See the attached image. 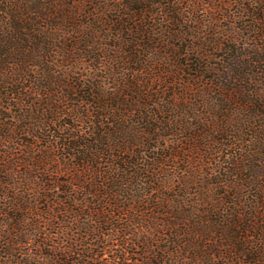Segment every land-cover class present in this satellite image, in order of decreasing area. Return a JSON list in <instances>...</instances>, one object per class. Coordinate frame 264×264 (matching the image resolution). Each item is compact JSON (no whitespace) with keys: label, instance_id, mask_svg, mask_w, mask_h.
<instances>
[{"label":"rangeland","instance_id":"374dc122","mask_svg":"<svg viewBox=\"0 0 264 264\" xmlns=\"http://www.w3.org/2000/svg\"><path fill=\"white\" fill-rule=\"evenodd\" d=\"M88 1L74 0V5L87 12H94V7ZM250 1L149 0L150 12L146 13L148 20L138 21L146 32L144 34L154 38L151 41L148 38L138 41V45L146 44L151 47L152 42L155 45L149 51L142 47L136 48V51L141 58H146L147 53L149 58L152 55L150 53L156 52L152 56L153 61H156L158 53L164 55L167 52L172 54L167 60L168 63L175 65L179 60L177 54H187L190 60L195 58L205 65L217 68L220 64L219 58L223 55L219 41H224L221 33L214 36L213 31L220 30L225 34L232 32L231 39L238 37L241 34L239 30L246 25L244 22L251 20L239 17L240 4ZM121 12L122 18L136 27L134 21L125 15L128 10ZM174 17L179 18L178 28L173 22ZM81 21L86 22L84 19ZM110 24L112 23L108 21L109 27ZM168 32L179 37L173 41L172 35L170 40ZM243 32L256 36L264 31L259 30L258 34H251L247 30ZM132 38L134 37H129ZM207 40L214 44L204 46L203 43ZM107 42L119 41L108 39ZM241 42L242 40L239 43ZM258 43L262 45L264 40L261 39ZM192 47L195 50L203 48L200 50L204 53L201 59L193 52ZM75 56L80 59L83 53L78 49ZM120 56L122 57V53ZM62 64L63 69H54L71 75L67 88L70 91L74 87L78 88L81 82L87 86L94 83L99 86L95 91L105 94L116 93L120 87L111 76L106 78L112 70L109 64L105 63L102 68L96 65L99 69L91 62L81 63L75 68L69 62ZM121 66L135 70L138 68L136 64L122 65V62L119 67L116 66L113 73H121V82L122 72H125ZM167 68L166 63L160 62L155 68H147L136 75L137 79L145 81L140 86L144 93L143 103L157 102L158 98H167L175 91L180 99L174 101V104H183L187 108L184 113L173 111L167 114L171 119V128L160 133L170 135L167 141L161 142L166 146L182 140L187 133L199 134L197 129H186L187 124H197L198 117L205 118L211 114L209 104L219 102L222 94L214 84L213 88L209 87L210 82L204 74L196 83L191 76L185 74H181L179 80L173 82L172 75L162 74L159 77L160 72ZM37 72L41 74L40 80L23 82L24 91L32 98H35V91L30 90L29 85L40 91L43 84L41 79L45 71ZM91 76H97V81H90ZM55 88H59L57 83ZM78 90V93H72V97L64 102L52 105L60 108V114H55L53 121L29 119L20 122L14 119L16 109L9 111L5 108L8 103L15 106L16 100L6 101L3 108H0V111L6 112V123L12 127L9 132L14 138L0 147V152L10 155L0 158L1 166H6L0 169H8L7 177L0 178V264H264V238L258 236L264 235V217L262 220L252 219L254 221L251 220L248 225L244 221L247 211L256 214L264 211L257 208L259 191L244 188L242 192H237V188L211 189L209 186L211 182L218 180L216 166L228 160L231 151L241 152L238 143L232 150H212L209 153L193 155L195 159L166 160L161 173H146V177L139 179L128 199V194L122 188L108 191L106 186L110 188L115 181L102 183L104 179L96 173V164L91 165L90 170L86 165L74 164L71 150L64 146V138L74 131L73 127L83 132L92 131L87 130L91 119L84 117L81 121L78 117L80 114L88 116L85 112L89 108L81 102L84 95ZM43 92L44 89L41 90L42 94ZM181 93H184L187 101ZM48 99L37 96L34 100L38 109H44V104L49 103ZM35 106L32 108L29 104H24L22 107L24 110L34 111L32 113L37 116L39 110ZM93 108L95 105L90 110ZM45 114L46 118L53 117L51 113ZM25 124L29 125L22 128ZM175 130L182 131L175 133ZM1 131L3 130L0 129V134ZM243 131L245 133L239 141L242 145L251 138L248 136L250 131L254 133L264 130ZM180 147L183 145L180 144ZM177 148V145H172L164 153L180 155L182 151ZM184 148L189 150L187 145ZM113 161L112 157H106L101 160L98 168L108 172V165ZM118 173L122 177V172ZM235 179L231 178L233 181ZM120 182L122 183V179L117 181ZM238 195L239 199L236 198ZM227 202H231V206ZM250 204L255 208L248 207ZM13 205L17 209H12ZM183 211L186 214L192 212L190 222L180 221L185 217L181 214ZM205 230L210 232L204 233ZM231 233L235 236L232 242L222 239L221 235L227 236ZM228 244L241 245L250 254L242 255L239 249L228 247ZM252 256L260 257L257 260Z\"/></svg>","mask_w":264,"mask_h":264},{"label":"trees","instance_id":"16d2710c","mask_svg":"<svg viewBox=\"0 0 264 264\" xmlns=\"http://www.w3.org/2000/svg\"><path fill=\"white\" fill-rule=\"evenodd\" d=\"M88 3L94 7V12L75 7L74 0H0V108H3V103L6 101L16 100L15 106L8 103V107L5 108L9 111L16 109L14 119L53 121L55 114H60V108L52 105L64 102L72 97V93H78L80 89V93L84 95L81 102L89 108L85 112L88 116L80 114L81 116L78 117L81 121L85 119L84 117H89L91 121L87 130L92 131L83 132L73 127L75 132L72 130V133L66 135L64 146L71 150L74 164L86 165L88 170L91 165L96 164V173L102 175L104 179L102 183L115 181L110 188L106 186L108 191L122 188V191L128 194L126 196L128 199L139 179L146 177V173L152 175L155 172L161 173L166 160L195 159L193 155L209 153L212 150L217 152L232 150L238 143L241 152L231 151V155L228 154L230 158L216 166L215 173L218 180L211 182L209 186L211 189L237 188V192H242L244 188L259 191L257 208L264 210V131L254 133L250 131L248 136L251 138L244 145L239 143L240 137L245 133L243 130H264V44L258 43L261 39L264 40V32L258 34L259 30L264 31V0H251L247 4H240L239 17L251 20L244 22L246 25L239 30L241 34L238 37L231 39L230 35L233 33L230 31L229 35L220 30L213 31L214 36L221 33L220 36L224 41H219L223 55L219 58L220 64L217 68L205 65L195 58L190 60L187 54H177L179 60L176 65L168 63L167 60L172 54L167 52L164 55L158 53L156 61H153L152 57L156 52L150 53L152 55L149 58L146 52V58H141L136 48L142 47L145 51H149L155 45L154 42L151 43V47L146 44L138 45V41H143L145 38L151 41L154 38L144 34L146 32L138 21V19L143 22L148 20L146 13L150 12L149 0H89ZM124 9L128 10L125 15L134 21L136 27L122 18L121 11ZM81 19L86 22H82ZM177 19L179 18H173L176 28L179 27ZM108 21L112 23L111 28L108 26ZM244 30L258 35H246ZM168 33L169 39L173 35V41L179 37L177 34ZM130 36L134 38L129 39ZM108 39L119 42L108 43ZM241 40L242 42L239 43ZM210 42L211 40H207L203 44L204 46L214 44ZM78 49L83 53L80 59L75 58ZM191 49L198 54L197 57L200 56V59L201 55H204L200 52L203 48ZM62 62H69L72 68L85 62L94 63L96 68V65L102 68L105 63L109 64L112 66L110 70L112 73L108 72L106 78L109 79L111 76V79L122 89L118 87L117 92L112 94L98 93L95 88L99 86L94 83L87 86L86 83L81 82L72 92L67 89L71 75L64 74L63 70L54 69V67L63 69ZM121 62L122 65L136 64L138 67L135 70L132 67L121 66L120 68L125 71L122 72V82L119 81L121 73H113ZM160 62L166 63L168 68L161 71L159 77L162 74L172 75L173 82L179 80L181 74H185L191 76L196 83L204 74L210 82L209 87L213 88L214 84L222 92L219 102L209 104L210 116L198 117L197 124H187L186 129L188 127L197 129L199 134L187 133L185 130L187 136L167 146L162 145L161 142L167 141L170 135L160 134L171 128V119L167 114L173 111L184 113L187 108L183 104H174V101L180 99L175 91H172L173 93L167 98H158L157 102L143 103L144 93L140 86L145 81L136 78V75L143 73L147 68H155ZM38 70L45 71L41 79L42 88L40 87V91L34 90L29 85V89L35 91V98L37 96L49 98V103L44 104V109H38L35 98L24 91V81L40 80L41 74L37 72ZM127 72L129 74H126ZM90 78L92 82L97 81V76ZM56 83L59 88H55ZM42 89H44L43 94ZM180 95L187 101L184 93ZM24 104H29L32 108L36 105L39 115L35 116L32 113L34 111L24 110L22 107ZM93 105L95 108L90 110ZM45 112L51 113L53 117H44ZM5 113L0 111V129L3 130L0 134V147L7 140H14L13 136H10L9 130H12V127L7 126ZM27 125L29 124L21 127L25 128ZM181 131L175 130V133ZM180 144L183 147H180ZM172 145H177V149L180 148L182 151L180 155L164 153V150H169ZM186 145L189 150L184 148ZM3 156L10 157L8 153L0 152V158ZM106 157H112L114 160L108 165L110 169L108 172L98 168L101 160ZM0 167L6 168L1 164ZM33 167L37 168L35 165ZM7 172L8 169H0V178H6ZM118 172H122V177ZM232 177L236 178L235 181L231 180ZM119 179H122L121 184L117 183ZM156 179L160 181L158 177ZM102 186L104 187V184ZM136 197L140 198L139 195ZM239 197L240 195L236 196L237 199ZM232 203L235 205V202ZM232 203L226 204L231 206ZM248 207L255 208L252 204ZM11 208L17 209V206L13 205ZM191 213V211L187 214L181 212L185 217L180 221L190 222L189 218L193 216ZM263 217L264 211L260 214L247 211L244 221L248 225L252 219L262 220ZM218 221L221 222V219ZM207 231L209 230H205L204 233ZM221 236L226 242L235 239L232 233ZM258 236L264 238L263 234ZM228 247H236L242 255L250 254L246 249H242L241 245L228 244ZM252 257L258 260L260 256Z\"/></svg>","mask_w":264,"mask_h":264}]
</instances>
